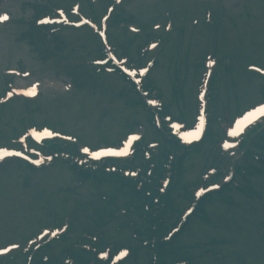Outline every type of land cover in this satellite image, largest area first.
I'll return each mask as SVG.
<instances>
[{
	"label": "rangeland",
	"instance_id": "obj_1",
	"mask_svg": "<svg viewBox=\"0 0 264 264\" xmlns=\"http://www.w3.org/2000/svg\"><path fill=\"white\" fill-rule=\"evenodd\" d=\"M35 1H38L40 3V0H17L18 5L13 8V11L17 13L18 17H21V19H29L33 12L28 10L27 8H23V4L25 3H33ZM149 0H130V3L125 8L124 14L127 15L130 10L132 9V5H141L145 4L147 5V2ZM157 1V0H154ZM206 1V0H205ZM202 1L203 4L206 2ZM235 3H239L240 10L242 11L241 16L238 17H231L230 16V22L235 24H245L248 27L243 28V30L236 31V29H233L232 24H228L227 26H223V30L221 33L226 34L228 38L232 39L237 37L239 38V44L240 47L233 44L230 39L224 37L223 35H219L214 40V44L216 45L214 48L220 52V56L222 58L225 57H231L234 61V63L241 65L246 63H257V64H264V62L260 61V55L261 51L257 43L254 41L255 34L257 32V35L259 39L257 42L264 46V26L258 27L261 23H264V18H261L263 12H264V1L261 2L258 6H255L257 3V0H233ZM54 3L57 5H63L61 0H55ZM192 3L191 0L188 3L187 1H184V4L182 7L177 8L176 12L178 13L176 16H183L186 18H195V16L199 15L198 10L192 9ZM216 4L212 3V7H214ZM149 7V5H147ZM148 12L149 10L146 9ZM140 13V11H138ZM142 15V14H141ZM140 15V16H141ZM258 27V28H257ZM23 29H17L18 31H23ZM257 29V30H256ZM256 31V32H255ZM201 33H192V29L185 26L184 31L179 34L173 35L171 41H170V47L175 48V44L178 45V47H181V55H179L178 62L179 66H186L188 68H193L192 66H189L188 63L186 65V62L189 60L192 62V60H196L199 58V54L197 53H191V55L186 59L187 61H183L185 59H182V56L185 53V49L187 48L188 42L193 40H197L192 46V48H198L200 50L205 51L209 47H213L210 43H205L206 39L212 35L203 34ZM240 33V34H239ZM84 34V33H83ZM83 34L79 33L76 37L77 39L81 37ZM239 34V36H238ZM0 37L3 40V43L7 46L13 49V57H11L8 66H14L16 64H20V62L23 63L24 69H31L34 70L36 77L34 79H40L41 76H44L45 79L50 78L52 75L50 73L51 70H61L65 71L64 67L67 66L66 63H63L61 58H58L57 60L51 59L47 60V63L42 64L38 58H36V55L31 53L33 49L30 46V43L27 41L21 42L17 39H8L6 33H3L2 30H0ZM200 40H203L200 41ZM85 44H88L87 42H84ZM89 45V44H88ZM185 50V51H184ZM197 57V58H196ZM264 57V55L261 56V58ZM165 60H162L160 63V67L157 68L155 73L151 76L152 79L155 80L156 84L160 86L159 88L163 91L164 95L169 98L172 96V90L171 85L172 81L171 78L173 77V74L175 71L170 68L169 64H165ZM216 81L214 83V86H216L224 95V92H227L228 86H231L232 83H235L236 86L239 89V94L241 98H243V109L245 107L252 105L254 102L259 100L258 94L256 92L255 86L251 85L248 81V76L245 74V71H236L232 70L230 74L225 73L223 70L220 69L216 72ZM191 76L189 77V80L187 82L186 87H184L182 90V102L180 106L184 107V110L189 112L187 121L192 120L193 111H192V105L194 103V91H195V85L196 82H194ZM112 82L119 84L116 80H113ZM117 87H119L117 85ZM227 87V88H226ZM227 89V90H226ZM61 94V95H60ZM56 95L62 96V93H58L57 91H54L50 88L46 90V94L43 97V104L46 106V115L48 117L47 120H42V122L49 121V119L53 120L55 124L60 122H65L63 127V130L76 134L80 137L84 136L86 139L89 137V140L87 142L91 143V146L97 147V146H103V143H99L98 141L100 138L104 137H117L116 134L120 133L119 128V115H115L114 113L119 112L120 114L124 113L126 110L125 106H122L121 104H115L112 107H110L106 101H102L101 104L92 107L91 109L83 112L81 105L78 104V99H71L72 101V112L80 118H83L84 126L87 129V132L82 131V134H79L80 128L77 126H82L83 120L80 119H73L72 116H69L65 110L64 107L61 105L60 101H57L56 99H53ZM52 97L51 104L48 103V98ZM65 102V101H64ZM246 104H248L246 106ZM180 106L173 107L171 109V112L173 115L178 116V109H180ZM111 109L112 114H114V119H108L106 121H103L100 123L98 121V114L107 111L108 109ZM136 113V111H135ZM137 120L139 122L145 123L144 118L142 116V112L138 111L136 113ZM192 117V118H191ZM38 118V116H36ZM50 122V121H49ZM47 122V123H49ZM51 123V122H50ZM101 127V128H100ZM6 128V126L0 124V129ZM104 132H101L99 129H103ZM20 129V128H19ZM12 136V135H11ZM111 143V142H110ZM4 142L0 139V145H3ZM207 153V150H206ZM193 164L192 170L188 171V174L185 178V184H192L193 182H196L199 178V174L201 173L204 166L207 164L210 165V154H196L193 156V159L191 161ZM206 163V164H205ZM16 166H10L6 171H3L0 174V229L6 228V234L9 236H12V241H22L26 238H28L30 235H33L39 228V226L43 225V223H51L52 222V213L58 209V211L61 212V214L71 215L75 220L78 221V225L75 229V231L71 230V233L66 237L65 241L63 242H56L53 245V248L51 251H49V255L52 257H55L56 255L60 254L61 251L65 250L68 242H72L76 237L80 236V232L84 228H93L91 229V232L94 234L98 233H106L107 241H112L117 244H130L132 247H139V243L134 242L130 239V234H124L122 232H115L113 227H107L102 226V231L96 230V227L99 225L100 221L95 218L94 215H91L92 217L88 216L89 213H84L80 208L77 212V215L80 214L81 218L76 216V211L74 213H70L75 206H77L78 203L82 204L83 206H88V201L90 199L96 200L98 199V196H94L95 190L90 186L89 183L84 184L83 187L73 190L74 182L69 179L71 177V171L68 169L67 166L61 165V164H55L51 166L50 168L46 169L45 171H42L39 174H34L33 178L30 181V185L28 190L29 191H22L19 194H17L16 187L18 184H23L27 180H29V176L32 173L26 172L24 169H19L16 171ZM13 172V173H12ZM3 175V176H2ZM70 180V181H68ZM254 186L258 190V192L263 196L264 199V178H259L255 181H253ZM71 186V190H67L68 186ZM60 189V191H58ZM15 189L16 196L14 198H11L13 196V190ZM60 197V195H62ZM182 194V195H181ZM181 199L178 201L179 208H183V206H186L189 202V197H187V194L184 190L181 191L180 196ZM65 199V200H64ZM235 202L240 204V206L244 207L246 201L243 199V197H240L239 195H234ZM93 200L91 202H93ZM252 205H249L250 209H253L256 213V215L251 216L250 213H247L246 216H250L252 221H262L264 222V213L262 212L264 209L263 201L255 199H251ZM249 202V201H248ZM247 202V204H248ZM94 203V202H93ZM66 206L67 209H64L62 207ZM44 206V207H43ZM237 208H232L228 206H224L221 203H215L214 206H212L209 209V216L211 218L212 223L215 221H219L221 224L218 225L217 228L208 227L207 225L203 226L204 224L199 222L198 220H195L193 224L191 225L190 232H186L184 236L182 237V243L181 246H191L195 243H199L200 241H206L207 238L213 237L218 234H222L224 236L225 245H220L214 248V250L221 251L223 253V258L225 255V261L221 264H258L255 261H252V252L253 249L258 245L257 240H253L252 243L246 240L245 237L242 238L243 241H245L248 244V247L251 248L247 252V248L245 247L243 241L238 236L240 235H247L242 232H237L234 228L233 230L230 227H235L237 221L243 222V219H247L242 215L243 209L236 211ZM246 208V207H245ZM257 208V209H256ZM260 209L261 211H258ZM40 210V211H39ZM89 210V209H88ZM39 211V212H37ZM258 211V212H257ZM44 212V213H43ZM40 213H43L40 215ZM245 214V213H243ZM259 214L261 216H259ZM87 215V216H86ZM256 216L258 218H256ZM39 218H41L43 221H39ZM234 221V223H232ZM245 222V221H244ZM101 224V223H100ZM203 224V225H202ZM259 226L258 224H256ZM261 225L264 226V223ZM100 226V225H99ZM247 226H250V222ZM255 226V225H253ZM252 226V227H253ZM255 228L253 227L252 232H255ZM104 231V232H103ZM253 232V234H254ZM250 235V233H248ZM219 240L224 241L223 237L218 236ZM255 237V236H254ZM112 239V240H109ZM129 241L127 242V240ZM259 248H262L264 250V242L260 240ZM191 251V250H190ZM193 257L196 260L198 258L201 262H205L204 264H213V259L206 257H203L204 250H197L195 248L194 251H192ZM142 255V253H140ZM264 258V256H263ZM262 258V254L260 256H255L254 259L260 261V264H264V259ZM209 259V261H207ZM206 260V261H205ZM142 264H146L142 260Z\"/></svg>",
	"mask_w": 264,
	"mask_h": 264
},
{
	"label": "snow or ice",
	"instance_id": "obj_2",
	"mask_svg": "<svg viewBox=\"0 0 264 264\" xmlns=\"http://www.w3.org/2000/svg\"><path fill=\"white\" fill-rule=\"evenodd\" d=\"M3 20H6L7 17L4 16L2 18ZM153 47H155V45H153ZM134 75V73H132ZM36 94L35 89L31 90V91H27L24 93V95H28V96H34ZM149 103H153V101H149ZM257 113H259V115L264 116V106H260L259 108L255 109L253 112H250L247 114V116L244 119H250L251 117L255 116ZM200 126L199 128L196 129V131L194 132H190L187 133L185 135L184 138H187V136H192L194 138H199V133L200 131H202L203 128V117L200 118ZM243 123V121H237V128H239L240 124ZM174 128L179 129L180 125H173ZM229 135H238V131L237 130H232L228 133ZM33 136H36L37 138H39L41 135H45V136H51L53 135L52 132H49L47 130H45L43 133H37L35 131L32 132ZM132 139H137V137H133ZM228 145H226L227 147ZM84 152H88L89 150L87 148L83 149ZM2 155L7 156V155H20L19 153H9V152H3ZM91 155H93L94 158L99 159L101 156H106V155H111V156H120V155H126V152H120V151H113L111 149L108 150H102L100 152H94L91 153ZM52 235H56V233H52ZM15 247V245H14ZM5 251H8V249H5ZM106 255V254H105ZM121 255H126V253H122Z\"/></svg>",
	"mask_w": 264,
	"mask_h": 264
},
{
	"label": "trees",
	"instance_id": "obj_3",
	"mask_svg": "<svg viewBox=\"0 0 264 264\" xmlns=\"http://www.w3.org/2000/svg\"><path fill=\"white\" fill-rule=\"evenodd\" d=\"M122 191H124V195H125L126 198L128 199V202L130 201L129 199H130L131 197H135L134 192H132V190L129 189V188H128V189H122ZM172 209H173V205H172L171 207L168 208V213H167V211L165 212L166 215H167V214L169 215V213L171 212ZM159 248L163 251L164 248H165V246H160Z\"/></svg>",
	"mask_w": 264,
	"mask_h": 264
}]
</instances>
